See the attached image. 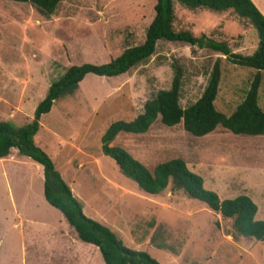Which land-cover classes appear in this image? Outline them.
Listing matches in <instances>:
<instances>
[{
  "label": "rangeland",
  "instance_id": "rangeland-1",
  "mask_svg": "<svg viewBox=\"0 0 264 264\" xmlns=\"http://www.w3.org/2000/svg\"><path fill=\"white\" fill-rule=\"evenodd\" d=\"M155 3L62 0L55 13L45 16L31 2L0 0V120L27 124L69 66L106 63L140 44ZM174 10L176 30L205 34L244 55L257 45L251 20L233 9H191L175 0ZM216 59L221 77L214 104L229 115L245 97L256 69L208 48L159 40L150 58L126 73H88L78 89L57 99L41 117L35 136L84 213L160 264H264V240L239 235L232 218L171 184L159 195L146 194L101 150L110 123L134 119L146 101L170 88L174 65L183 71L180 104L186 107L200 97ZM260 72L258 104L264 108ZM111 145L127 150L149 171L171 159L187 162L221 199L250 196L258 208L256 219H264V135L234 134L218 125L195 136L182 123L167 127L157 119L144 133L120 132ZM36 165L17 149L0 160V264H105L99 249L79 240L61 212L46 202Z\"/></svg>",
  "mask_w": 264,
  "mask_h": 264
},
{
  "label": "trees",
  "instance_id": "trees-1",
  "mask_svg": "<svg viewBox=\"0 0 264 264\" xmlns=\"http://www.w3.org/2000/svg\"><path fill=\"white\" fill-rule=\"evenodd\" d=\"M14 1L31 2L43 15L51 16L62 0ZM177 1L191 9L202 8L217 12L233 9L240 16L249 18L258 31V41L253 53L244 55L231 52L224 41H216L205 34L195 36L189 30L174 29L175 0H156L154 16L140 44L124 48L106 63L85 62L69 66L49 86L44 99L34 111L33 119L27 124L16 126L11 121L0 120V158L9 156L12 149H17L20 155L30 158L41 167L44 199L61 212L79 240L99 249L105 264L160 263L147 251L128 247L109 226L84 213L81 201L55 170L48 155L35 144V136L40 129L41 117L51 111L57 99L78 89L79 83L88 73L108 77L126 73L149 59L159 40L208 48L226 55L234 64L256 69L245 97L229 115L216 109L214 101L221 77L220 59H216L200 97L182 107L180 94L183 71L178 65H174V76L168 90H161L146 101L143 112L134 119H119L109 124L101 136L102 152L115 162L125 177L134 181L144 192L156 196L171 184L175 190L183 189L188 196L202 201L212 211L225 218H232L233 227L239 235L264 240V219H256L257 205L247 194L221 199L217 192L204 186L203 177L189 170L180 159L159 163L149 171L127 150L111 145L120 132L144 133L157 119L167 127L183 122L184 129L195 136L207 135L218 125L234 134L264 135V108L258 104L262 80L260 71H264V14L252 0Z\"/></svg>",
  "mask_w": 264,
  "mask_h": 264
},
{
  "label": "crops",
  "instance_id": "crops-1",
  "mask_svg": "<svg viewBox=\"0 0 264 264\" xmlns=\"http://www.w3.org/2000/svg\"><path fill=\"white\" fill-rule=\"evenodd\" d=\"M254 3H255V5L259 8V10L264 14V6H263V4L262 3H264V1L263 0H261V1H263L262 3L260 2V0H252ZM182 123V125H183V122H181ZM211 133V132H210ZM205 136V135H204ZM1 159H3V160H5V159H7V157H5V158H0V160ZM185 163V165H186V167L188 168V163L187 162H184ZM36 166H38V165H36ZM189 170H193V169H190V167L188 168ZM197 170H198V168H197ZM192 172H195L196 174H198V175H200L201 177H203L202 176V173L201 172H199V171H192ZM203 179H204V177H203ZM205 181V180H204ZM212 189H215L214 187H212ZM144 192V191H143ZM146 193V192H145ZM146 194H148V193H146ZM149 195H151V194H149Z\"/></svg>",
  "mask_w": 264,
  "mask_h": 264
}]
</instances>
